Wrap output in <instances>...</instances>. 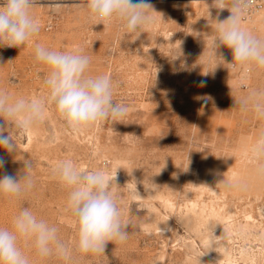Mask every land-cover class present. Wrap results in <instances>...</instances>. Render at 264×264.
<instances>
[{
    "label": "rangeland",
    "instance_id": "rangeland-1",
    "mask_svg": "<svg viewBox=\"0 0 264 264\" xmlns=\"http://www.w3.org/2000/svg\"><path fill=\"white\" fill-rule=\"evenodd\" d=\"M85 3L37 0L32 14L41 25L38 35L20 48L0 45V90L12 99L46 98L47 70L34 62L35 47L82 48L91 58L88 74L110 75L114 100L129 112L116 124L72 131L49 103L30 131L21 134L10 123L16 149L8 153L0 146L6 162L0 176L19 177L30 160L34 187L21 199L0 197V227L10 228L27 207L58 229L69 256L42 259L22 240L30 264H264V180L254 177L251 155L264 118L234 108L236 97L264 89V70L251 72L248 89L238 88L233 72L214 54L217 10L211 17L206 1H151L153 22L139 38L116 22L95 25ZM229 15L224 10L220 19ZM241 27L264 38L261 13L243 18ZM180 48L184 56L174 60ZM220 51L231 62V50ZM202 80L206 85L199 87ZM201 96L211 97L206 106ZM65 159L82 171L109 175L122 219L130 224L126 242L108 243L104 254L75 251L68 191L52 176ZM223 179L235 186L225 188Z\"/></svg>",
    "mask_w": 264,
    "mask_h": 264
},
{
    "label": "clouds",
    "instance_id": "clouds-1",
    "mask_svg": "<svg viewBox=\"0 0 264 264\" xmlns=\"http://www.w3.org/2000/svg\"><path fill=\"white\" fill-rule=\"evenodd\" d=\"M251 3L252 0H211L208 3L211 17V10H217L213 17L216 21V36L212 41L214 54L227 65L228 70L242 73L241 87L245 86L251 72L264 70V38L241 27ZM36 4L37 0H0L2 47L20 48L38 35L41 25L32 14ZM83 7L95 25L116 22L126 34H136L137 38L143 33L142 29L153 22L150 11H155L150 0H86ZM224 10H228L230 15L220 19V13ZM222 47L231 50V62L220 51ZM183 56L180 48L174 60ZM34 62L47 70L44 79L48 90L46 98L12 99L0 90V118L6 117L8 120L6 123L3 119L4 123L0 124V146L8 153L16 149L15 141L7 132L9 124L14 122L21 134L30 131L44 119L49 103L55 106L59 117L72 131H80L103 121L116 124L128 114L129 106L114 100L116 84L112 77L108 74H88L91 58L82 48L59 51L37 45ZM181 67L186 68V64L182 63ZM205 85L206 81L203 80L198 84L199 87ZM198 99L206 106L211 97L201 96ZM234 104V108L241 113L251 112L258 119L264 118V89H252L236 97ZM251 155L255 162L254 177L264 180V129L258 133L251 147ZM5 163L4 158L0 157V169L5 167ZM32 167V162L25 160V171L19 177L7 172L0 176V197L17 200L30 192L34 187ZM188 170L189 166L185 172ZM52 176L68 191L66 210L70 211L76 228V252L104 254L108 243L128 240L127 228L130 224L122 219L118 197L112 191V180L104 170L82 171L72 160L65 159L55 165ZM173 178L179 179L178 174L174 173ZM222 181L227 189L235 186L231 180ZM22 240L30 241L36 256L42 259L53 255L69 256L58 229L38 218L27 207L13 218L10 228L0 227V264H30L29 257L21 247Z\"/></svg>",
    "mask_w": 264,
    "mask_h": 264
},
{
    "label": "built area",
    "instance_id": "built-area-1",
    "mask_svg": "<svg viewBox=\"0 0 264 264\" xmlns=\"http://www.w3.org/2000/svg\"><path fill=\"white\" fill-rule=\"evenodd\" d=\"M151 1L173 2V3H178V4L189 5L192 3H198V2H202L206 0H150V2ZM258 13L263 14V17H264V0H252L251 6L248 12L246 13V15L244 16V18L246 19L251 18L252 16ZM233 74H234V78L236 80V84L239 89L246 90L249 88L251 73L249 74V77L245 80L244 87L240 86V76L242 75V73H233Z\"/></svg>",
    "mask_w": 264,
    "mask_h": 264
},
{
    "label": "bare ground",
    "instance_id": "bare-ground-1",
    "mask_svg": "<svg viewBox=\"0 0 264 264\" xmlns=\"http://www.w3.org/2000/svg\"><path fill=\"white\" fill-rule=\"evenodd\" d=\"M208 1H211V0H208ZM163 3H165V2H163ZM261 15L263 16V14H261ZM222 247H223V255H224V257L229 258L230 254H231L229 245L228 244H224Z\"/></svg>",
    "mask_w": 264,
    "mask_h": 264
}]
</instances>
